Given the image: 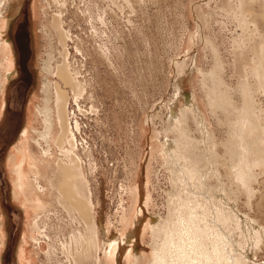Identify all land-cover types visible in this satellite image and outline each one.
I'll return each instance as SVG.
<instances>
[{
	"label": "rangeland",
	"instance_id": "obj_1",
	"mask_svg": "<svg viewBox=\"0 0 264 264\" xmlns=\"http://www.w3.org/2000/svg\"><path fill=\"white\" fill-rule=\"evenodd\" d=\"M0 5V19L8 20L4 35L15 44L16 68L5 83L0 115V211L6 240H0V264H19L21 244L35 258L24 264H108L105 257L110 255L114 264H150L153 252L163 253L153 250L155 239L169 242L160 236H167L166 223L175 227L171 219L181 193L175 166L164 154L166 140L181 136L169 125L172 110L185 106V96L198 98L209 136L205 141L197 114H191L182 129L184 141H190L196 155L208 144L207 153L216 154H207V160L224 164L228 159L221 168L226 183L238 158L241 120H249L255 111L264 127V65L259 75L256 66L257 50L264 46V0H0ZM55 15L61 18V33L53 24ZM46 61L52 73L43 71ZM65 63L81 89L70 88L57 76L58 66ZM46 78L52 88L58 84L68 91L67 118L76 140L73 155L64 152L69 142L54 144L53 183L57 186L63 177L59 160L80 169L84 192L94 204L87 221L63 206L50 183L44 195L47 207L41 210L32 203L24 208L13 193L10 156L27 145L25 128L45 127L43 117H35L37 107L47 105L57 118L56 91L51 89L49 102L42 91ZM207 93L215 96L212 106ZM30 133L31 153L39 156L41 146L32 138H39L38 133L33 128ZM259 153L264 156V144ZM207 160L201 168H208ZM27 163L26 172L31 168ZM263 163H250L241 182L245 185L234 178L228 184L229 191L238 187V201L233 195L226 199L237 210L227 209L232 219L241 214L259 228L253 232L259 248L251 247V257L245 255L249 264H264ZM208 182L216 184L212 178ZM212 188L208 193L215 191L219 200V188ZM238 218L240 228L232 220V238L236 248L248 249L247 228H241L249 224ZM36 220L45 236L33 229ZM155 222L165 223L166 233L160 230L155 237ZM32 230L36 239L25 242L24 234ZM168 247L175 246L169 242Z\"/></svg>",
	"mask_w": 264,
	"mask_h": 264
},
{
	"label": "bare ground",
	"instance_id": "obj_2",
	"mask_svg": "<svg viewBox=\"0 0 264 264\" xmlns=\"http://www.w3.org/2000/svg\"><path fill=\"white\" fill-rule=\"evenodd\" d=\"M34 9L36 10V8ZM250 11L251 10H249L248 13H251ZM261 11H264V9ZM262 15H264V12ZM36 17L37 16L35 13V20L37 21ZM254 19L257 20V17H254ZM7 21L8 20L0 19V33H1L0 35L1 38L0 84L1 85L0 86L2 87L1 88L2 95H0V115H2V111H1L2 101L4 102V98H5L3 97L4 88L6 86L5 83L9 78H11L16 73L15 60H14L15 44L13 45V43L9 39H7V36L4 35V30H5L4 28H6L5 26L7 24L6 23ZM53 24L59 28L61 33L62 27H61L60 16L55 15ZM36 43L37 42L35 40V44ZM257 52L258 55L256 59V66L258 67L257 73L259 75L261 74L260 70L264 65L263 43L261 44V46H259ZM66 56H68V51H66ZM46 62L47 63H45L44 67L42 68L43 71L46 73H52L51 72L52 67L49 65V61ZM195 67L196 66H193L191 71H194ZM56 74L65 85L70 86V88L72 89H76V88L81 89L82 84H80V82L77 81L74 75H72V71L68 63L58 66L56 70ZM262 84L264 85L263 81ZM56 86H57L56 89L54 88V86L53 88L56 91V105L59 106L57 112V118L55 119L54 118L55 116L53 118L51 117V110L47 105H44L43 107L38 106L37 114L35 117L37 118L39 116L43 117L45 124L44 130L39 131L33 126L29 128H25L24 134L26 137L27 145L20 147L18 149V152L10 156V162L12 163L11 167L15 178L13 182V186H14L13 193L14 195H16L17 198L20 199L24 208L26 205L28 206L29 204L32 203L34 208L41 210L42 208L44 209L45 207H47L45 201L47 199L44 197V195H47L51 190L49 186L50 183L53 191H55L56 189L59 193V196L62 198V199L60 198V202H62L63 206L66 207L70 212L72 211L73 214L74 212H78V214L85 221H87L92 217L94 204L92 203L90 197L86 195V193L84 192L85 189L83 188V186L85 185L84 183L85 176L80 171V169L78 170L76 167L69 166L67 165L68 163L64 164L63 161H61L62 159L59 160V162H57L58 163L57 168L59 172H61L60 174H62L63 177L60 180L61 183L59 182L57 186L54 185L55 182L53 183L55 179L53 178L55 168H52L55 160V158H53L55 157V153H53L52 151L54 144H57L59 147H63V145L66 146V143L69 142L70 144L69 149H67V151H64L66 152V155L67 153L69 155L74 153L73 149H75L74 145L76 144L75 134L72 131L70 127L71 125L69 124L70 121L68 122V118H67L68 117L67 101L69 98L68 91L66 92L62 90L60 85L58 84H56ZM53 88L51 82L46 78L45 82H43V88H42V91L46 94L45 101L47 102L51 101V97H50L51 89ZM245 88L247 89V87ZM82 89H84V87ZM206 95L209 104L212 106L211 101L215 96L212 97V95L209 93H207ZM185 101H186L185 106L181 107L179 112L172 110L173 114L169 119V125L174 128H177L179 132H181L180 133L181 136H179V139L177 141L168 138V140H166V143L164 142L165 143L164 154L169 157L171 163L173 164V166H175L174 170L177 177L176 180H179L178 183L180 182L181 185V191H180L181 193H179L178 203L176 205V211L174 213L173 219H171V224H173L172 226L175 227L170 228L171 226L170 223L169 224L166 223L167 225V226L165 225L167 227V233H166L163 227V224L165 223L162 224V222H155V224L153 225L154 236L157 237L158 232H160V230L162 232L164 231L167 234V236L164 235L165 237H162L163 236L162 234L160 238H169V242H173V246L175 247H168L169 242H163V240L155 239L154 247H152L153 250H163V253L153 252V254H151L152 259L150 260V264H249L246 256L251 257L250 252H252L253 248H259V246H255V244H257V240H253V236H255L253 232H255V230H259V228H255V226L251 224V220H247L245 216L239 214V216H241L243 220H247V224H249V227L241 228L243 230L247 228V230L245 229V232H243V230H241V232L245 234L244 235L245 240H247L246 247L249 248L248 249L244 247L236 248L235 240H233L234 238H232L233 233L236 232V231L234 232L232 226L233 223L232 220L237 224L238 226L237 228H240L239 227L240 220L238 218L239 216L237 217V219L236 218L232 219L231 217L232 212H228L227 209L231 208V210H234V212H237V210L235 209V204L231 202V206H229V204H227L226 199L229 198L230 195H233L232 198L238 201L237 200L238 187L235 189L234 187L236 185L235 183H233L235 184L233 186L234 189H232L231 187L229 191L228 184L229 182L230 183L232 182L231 178H234L235 182L236 183L239 182V184H241V182H245L243 178H245V172L250 167V163L253 161L258 162V160L264 161L263 153H259L264 144V132H263L264 127L262 128L260 117L258 118V116L255 114V111L252 112V114L254 113L251 116L252 119L248 117L247 119L249 120H245L244 118H243L244 121H242L243 119L241 120L240 125L243 124L244 125L243 128H241L242 126L240 127L241 129L239 128L240 130H242V133L239 136V140H237L239 142V150L238 153L236 152L235 155H237L236 157L238 158L236 159L235 164L232 163V166L230 165L232 167L231 169L229 168L230 170L229 173L231 175H230V179L228 178L229 182L227 181L228 183H226L223 179L221 168L222 166L224 167L225 161L228 159L224 161V164L223 162L221 163L218 162L219 160L217 161V159L216 160L213 159V161L211 159L207 160V154H211V153L213 155L216 154L215 150H213L210 153H207L208 150H211L209 146H207L208 144L205 145V148L203 151H201V153H199L201 149L199 150L198 154L200 155L198 154L196 155V150L195 152H193V150L189 147L190 141H188V143L186 142L187 140L184 141V133L182 132V129L185 126V122L187 124V118H189L191 114L194 116L197 114L198 120H196V118L195 120L200 123V128L204 135L205 141L207 139V135L209 134V127L206 124V119L204 113L202 112L203 110H201L200 108L198 98L190 94L188 96H185ZM182 103L183 102L181 101V106H183ZM248 106L250 107V104ZM247 121H250V123L248 124L247 128H244ZM30 128H33L34 131L37 132L39 136V138H35V136L34 137L32 136V138H34L36 143L39 146H41V154L39 156L38 155L35 156L34 154L31 153L32 149L30 148V146L32 145L31 144L29 145V140H28L31 134ZM235 128L237 129V127ZM173 131L175 132V130ZM249 138H253V139L251 140ZM42 142L46 144L47 146L46 148L45 146H43ZM212 154H211V158H213ZM234 159L231 158V161H233ZM27 160H29L28 163L29 165H31V168H29V170L26 172L25 163H27L26 162ZM204 160H207L208 164L210 162V165L207 166L208 168L206 169L201 168V165L204 166L205 164ZM170 166L171 164L169 165V167ZM226 166L228 167L229 165ZM260 167L264 168V163L261 164ZM210 178L216 181L215 185H212L211 183L208 182ZM242 185L245 184H241V186ZM211 187L219 188L218 189L219 197H221L219 198V200H217L218 193L216 194L214 190H213L214 195H212L213 193L210 194V191L208 193V189ZM50 194L52 193L50 192ZM182 194H185L183 195L185 197L182 198L181 196ZM21 197L24 199H21ZM2 214H3L2 211H0V240L6 242V240L2 238V233H4L5 231V228L3 227L4 219L2 217L3 216ZM32 227H34L33 228L34 230L40 231L45 236L44 231H41L37 220L35 221L34 226ZM168 228H170V230H168ZM249 228L251 230H249ZM33 232L34 231L32 230V232H29V234L28 233L24 234L25 242L29 241L28 238L36 239L33 235ZM262 238L264 241V236H262ZM251 242H253V244H251ZM111 248H113L112 243H111ZM227 248H229V250H227ZM1 250L2 248L0 249V254L2 252ZM17 254H18L17 256H18L19 264H24L26 261L29 263H32V261L35 262V258L33 254L28 252V248L24 244L23 245L21 244ZM47 255L52 256V253L48 252ZM110 256L109 258L105 257V259H107L105 262L109 261L112 264H114L115 263L114 256L111 257ZM100 262L101 260H99L98 263L100 264ZM109 262L108 264H111Z\"/></svg>",
	"mask_w": 264,
	"mask_h": 264
}]
</instances>
